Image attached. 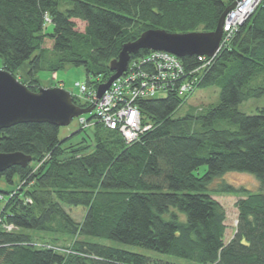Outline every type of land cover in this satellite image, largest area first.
<instances>
[{
  "label": "trees",
  "instance_id": "1",
  "mask_svg": "<svg viewBox=\"0 0 264 264\" xmlns=\"http://www.w3.org/2000/svg\"><path fill=\"white\" fill-rule=\"evenodd\" d=\"M229 4L0 0L2 68L16 76L30 61L29 80L22 83L37 91L38 71L73 64L97 89L114 74L110 64L125 43L149 29L212 32ZM75 20L86 24L84 31ZM47 21L54 25L51 33L44 32ZM148 53L141 50L131 60ZM181 60L193 73L192 94L219 87L220 101L206 112L175 117L192 95L181 96L177 86H170L164 98L139 100L142 123L151 129L135 142L127 143L95 115L90 143L66 144L69 139L62 141L60 128L50 123L0 130L1 152L33 158L25 168L0 174L9 183L15 175L20 178L16 190L0 189L6 199L0 209V264H151V257L91 238L141 246L189 264H264V107L251 115L238 110L242 102L264 95V85L250 86L258 75L264 80V1L216 56ZM73 98L81 107L91 106ZM203 165L206 173L197 176ZM228 172L255 175L262 192L226 182L211 188ZM220 193L238 197V223L229 241L225 208L213 197ZM63 204L86 208L84 219H73Z\"/></svg>",
  "mask_w": 264,
  "mask_h": 264
},
{
  "label": "water",
  "instance_id": "2",
  "mask_svg": "<svg viewBox=\"0 0 264 264\" xmlns=\"http://www.w3.org/2000/svg\"><path fill=\"white\" fill-rule=\"evenodd\" d=\"M235 3L227 6L217 28L212 32L170 33L162 29H149L134 41L125 43L118 58L110 66L114 73L107 82L97 88V97L111 87L128 69L131 57L141 50L164 51L180 58L189 56L214 57L221 49L224 35V20ZM94 106L81 107L73 94L62 87H42L32 91L11 72L0 68V130L22 123H50L59 128L69 126L72 121L92 113ZM33 158L23 152L0 151V174L14 166L23 168Z\"/></svg>",
  "mask_w": 264,
  "mask_h": 264
},
{
  "label": "rangeland",
  "instance_id": "3",
  "mask_svg": "<svg viewBox=\"0 0 264 264\" xmlns=\"http://www.w3.org/2000/svg\"><path fill=\"white\" fill-rule=\"evenodd\" d=\"M77 24V29L84 31L85 23L80 20H75ZM54 25L52 22L47 21L45 26V33L53 32ZM52 41L46 42V47L50 48L52 46ZM223 44V39L221 46ZM3 67V59L0 57V68ZM31 67L30 61L25 62L19 70L16 72V77L19 81L24 82L29 80L28 71ZM36 77L40 82L42 87H62L67 91L79 96L83 103H91L87 100L86 96L80 91L79 85L85 83V73L84 69L73 64H67L64 68L57 71H50L47 69H42L37 72ZM119 79V78H118ZM262 79V78H261ZM264 85V80H260L259 75L255 77L251 83V87H256ZM189 94H192L189 93ZM158 98L166 97V93H158ZM220 101V88L219 87H208L196 90L187 101L177 110L175 117H181L187 112L192 111L196 113L206 112L210 107L216 105ZM94 106V105H91ZM264 107V95L261 97H252L238 106V110L245 114H255L259 108ZM84 118L87 121L90 120L88 126L83 125L81 119ZM96 118H94V110L92 113L85 114L81 117L75 118L69 126L60 128V139L65 141L66 144L78 143L83 139L87 140V143L92 142L94 138V133L96 131ZM85 128V131H80ZM235 129V126H231ZM208 167L206 165L201 166L198 171H195L197 176H201L206 173ZM226 182L237 187H244L252 192H262L261 184L255 175L251 173H241V172H228L221 177L216 178L212 184L211 188L215 189L219 184ZM20 184L19 175H15L14 182L9 183L5 177L0 178V189L4 192H10L16 190ZM264 192V191H263ZM6 197V195H5ZM213 197L222 204L225 208L227 220V231H226V241H229L236 232V227L238 223V210L236 207V202L238 197L229 194H214ZM6 199L0 198V209L5 203ZM63 208L66 212L73 217L76 221L80 222L84 219L86 215V208L84 207H73L63 204ZM93 241H98L109 246H115L121 249H125L131 252L139 253L151 257V264L158 262L159 264H189L188 261L184 259H179L167 254H162L150 249H146L141 246L127 245L111 240H99L91 238Z\"/></svg>",
  "mask_w": 264,
  "mask_h": 264
},
{
  "label": "built area",
  "instance_id": "4",
  "mask_svg": "<svg viewBox=\"0 0 264 264\" xmlns=\"http://www.w3.org/2000/svg\"><path fill=\"white\" fill-rule=\"evenodd\" d=\"M263 1L230 0V4L235 3V6L225 17L221 48ZM192 74L176 55L150 51L131 60L128 70L112 83L101 98L97 97V89L86 83L80 84L79 88L91 102L90 105H94L96 118L108 128L118 130L127 143H132L151 129V125L142 123L137 101L157 97L160 92L167 93L170 86H177L181 96L191 93L195 90ZM7 228L12 230L13 226L8 225Z\"/></svg>",
  "mask_w": 264,
  "mask_h": 264
},
{
  "label": "bare ground",
  "instance_id": "5",
  "mask_svg": "<svg viewBox=\"0 0 264 264\" xmlns=\"http://www.w3.org/2000/svg\"><path fill=\"white\" fill-rule=\"evenodd\" d=\"M230 5V4H229ZM181 59V58H180ZM130 62H131V60H130ZM130 64V63H129ZM128 70V69H127ZM81 122L83 123V125H85V126H88L90 123H89V121H87L86 119H84V118H82L81 119Z\"/></svg>",
  "mask_w": 264,
  "mask_h": 264
}]
</instances>
